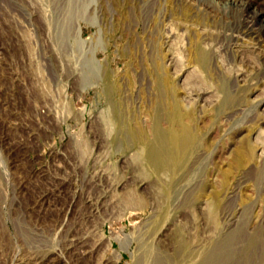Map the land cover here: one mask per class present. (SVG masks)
I'll return each mask as SVG.
<instances>
[{"label":"rangeland","instance_id":"374dc122","mask_svg":"<svg viewBox=\"0 0 264 264\" xmlns=\"http://www.w3.org/2000/svg\"><path fill=\"white\" fill-rule=\"evenodd\" d=\"M40 4L52 9L42 0ZM81 7L66 15L64 25L50 26L49 16L33 13L30 24L9 7L0 9V173L10 180L8 189L15 188L20 206H32L41 191L54 187L65 189L63 199L68 200L73 191L107 186L111 213L96 230L108 245L94 261L106 258L111 264H135L136 227L162 210L173 222L169 233L180 228L191 245H198L221 228L219 210L214 221L209 203L218 196L225 204L230 188H234L233 205L246 208L250 225L264 224V182L260 181L264 122L255 118L264 113L261 61L245 52L247 64L239 57L232 64L215 50L208 68L202 69L193 57L197 41L207 49L203 30L217 45H226L233 23L229 26L221 20L202 26L192 10L183 16L171 0H91ZM165 27L173 33L168 46L163 44ZM258 49L264 52V45ZM93 65L99 69L97 76L88 72ZM80 75L86 79L84 86ZM219 78L226 80L229 101L216 112L208 100L223 98ZM171 83L173 93L168 91ZM190 83L213 90L198 101L194 118L185 107L192 102V95L185 94ZM173 96L181 100L185 122L199 132L200 155L192 160L205 168L200 178H190L189 203H175V194L165 193L162 183L170 180L169 174L157 177L145 167L140 153L141 139L157 141L154 109L168 105ZM259 99L263 103L248 115ZM113 106L119 111L122 129L134 130L138 143L113 147L110 141L117 131ZM159 123L161 128L168 126L165 118ZM241 123L244 129L237 134L234 127ZM242 140L251 148L249 159L236 157ZM117 182L122 185L118 187ZM125 210L131 214H124ZM58 228L52 231L48 251L57 250ZM125 235L131 239L126 248L120 246ZM164 242L158 246L173 250L171 237Z\"/></svg>","mask_w":264,"mask_h":264},{"label":"bare ground","instance_id":"6f19581e","mask_svg":"<svg viewBox=\"0 0 264 264\" xmlns=\"http://www.w3.org/2000/svg\"><path fill=\"white\" fill-rule=\"evenodd\" d=\"M40 1L0 0V9L7 6L10 11L23 15L30 24L33 13H37L43 17L49 16L46 19L48 26L64 25L67 22L66 15H72V9L77 12L82 5L88 6L91 2V0H80L79 4H74L77 0H42L52 8L46 9ZM171 3L183 16L187 15V11L192 10L202 26L217 25L221 20H225L229 26L233 23L229 27L226 45H217L215 38L209 32L202 31L201 38L207 40V49L202 48L198 41L193 44V57L199 67L208 68L215 57V50L222 52L232 64L237 57L243 64H247L243 53L248 52L261 61L262 73L264 72V52L260 53L258 49L264 45V0H171ZM68 5L74 7L69 8ZM153 6L154 4L151 7ZM77 29L80 28L77 26ZM166 29L168 33L163 38V44L168 46L173 33L170 28ZM88 72L97 76L99 69L93 65L89 67ZM241 74L242 71L235 76ZM83 76L79 77L84 86L86 79ZM236 77L232 79L233 83ZM194 83H190L185 91L188 97L192 95L191 106L185 103V107L190 109V118H194L193 115L198 111V101L205 99L204 95L213 91ZM226 85V80L219 78L218 90L222 92L223 98L218 100L216 97H210L211 99L208 100V105L216 112H219L229 101ZM106 91L109 93V90ZM168 91L174 92L172 83ZM171 100L168 105H157L154 109L157 141L144 142L141 139L139 142L143 148L140 153L143 155L145 167L157 177H160L162 172L169 174L170 180L162 183L165 186V193L175 194L176 200H173L175 203H179V200L189 203L192 199L188 189L190 178L197 179L203 175L205 169L195 164L196 160H192L194 156L200 155L198 149L200 135L191 123L189 125L185 122L187 113L181 109V100L175 96L171 97ZM262 103V99L255 101L247 112L248 115L255 112L256 107ZM113 108V117L117 123L116 134L110 141L113 147L120 149L126 145L130 146L131 141L138 143L134 130L122 129L119 111L115 106ZM161 118H165L168 122L166 128L160 127ZM255 118L256 121L264 122V113L261 112L260 116ZM242 123L234 127L237 134L244 127ZM250 156L249 143L242 140L236 157L241 160L249 159ZM261 177L260 181L264 182V173ZM184 179L186 182H183ZM9 184L7 175L0 173V264H111L106 258L101 259L100 262L94 261L104 246L108 245L107 239L96 230L99 221L106 220V216L111 213L107 186L105 188L96 185L87 192L73 191L68 200L63 199L66 195L65 189L54 187L41 191L32 206L22 208L17 202L15 188L9 190ZM121 185L122 183H118V187ZM142 185L144 182L139 186ZM233 197L234 188H230L223 198L225 204L221 203L222 199L218 196L210 201V216L215 221L219 210L222 226L215 234L203 238L198 245H191L180 228L172 233L168 232L173 222L167 220V210H162L153 216L150 222L136 227L139 248L132 253L135 264H264V224L261 222L250 225L246 208L241 209L233 205ZM77 205L78 209H75ZM116 212L115 216L118 215ZM124 214L131 213L125 210ZM54 228L59 230L57 250L48 251V246L53 242L51 236ZM167 237H171L174 241L173 250L165 245L158 246L159 243L166 241ZM130 242L131 239L125 235L120 239V246L126 248ZM109 244H112V241ZM118 254L123 255L121 252ZM115 257L118 258V255L116 254Z\"/></svg>","mask_w":264,"mask_h":264}]
</instances>
